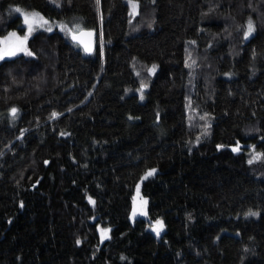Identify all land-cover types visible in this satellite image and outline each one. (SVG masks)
Here are the masks:
<instances>
[{"label":"trees","instance_id":"trees-1","mask_svg":"<svg viewBox=\"0 0 264 264\" xmlns=\"http://www.w3.org/2000/svg\"><path fill=\"white\" fill-rule=\"evenodd\" d=\"M138 3L0 0V264H264V0Z\"/></svg>","mask_w":264,"mask_h":264},{"label":"snow or ice","instance_id":"snow-or-ice-1","mask_svg":"<svg viewBox=\"0 0 264 264\" xmlns=\"http://www.w3.org/2000/svg\"><path fill=\"white\" fill-rule=\"evenodd\" d=\"M53 2L55 3V0H53ZM97 3H99V0H97ZM128 3L131 7V13L130 15L135 16L138 14V9H139V3L138 0H128ZM14 11L16 13H20L23 16V21L24 23L28 26L27 27V31L29 34H31V32L33 31V26L34 24H48L47 20H44L43 17H40L38 13H26L24 12L21 8L17 7L14 9ZM66 27V26H62ZM52 29L49 27L47 29V31H51ZM69 32H71V29H68ZM255 31V27L252 23L251 20L248 21V26H247V31L245 34V39H247L253 32ZM87 35L91 36L92 33H87ZM27 36L21 38L19 37L15 32L11 33L7 38H5L4 40H0V59H4L6 56L7 57H11V56H15L18 52L20 51H24L26 52L27 55H31L32 53L27 52L26 48L24 47V45L26 44L27 41ZM74 40H77L78 37L76 35H73L72 37ZM80 43H82V41H78ZM85 50L86 51H90L91 49L85 45ZM156 70V66H153L151 69H149L148 71L150 73H155ZM141 99H143V94L141 93ZM56 113H53V118L56 117ZM11 116L13 117V119L16 118L17 116V109L13 108L11 110ZM131 118V117H130ZM221 147V146H218ZM233 152H239L240 148L239 146L234 147L232 149ZM262 158H264V153H255L253 155V159L249 161V163H253L254 161H258L261 160ZM155 174V170H151L148 173H146L144 179H147L149 176H152ZM137 194L139 195V189H137ZM90 203H92L93 205L95 204V201H92L90 199ZM147 204V201H142L141 204L139 205L138 208H134L133 210V218L137 215V213L139 212L140 215H146L143 206ZM23 205H21L22 207ZM248 215L250 216H255L258 215V213L255 212H249ZM164 225L162 221H157L155 226L153 227V231L156 233L157 236L160 235V232L163 230ZM110 229H104L101 230V235L102 238H110L107 233L110 232Z\"/></svg>","mask_w":264,"mask_h":264},{"label":"rangeland","instance_id":"rangeland-1","mask_svg":"<svg viewBox=\"0 0 264 264\" xmlns=\"http://www.w3.org/2000/svg\"><path fill=\"white\" fill-rule=\"evenodd\" d=\"M15 8H17V6H16V7H11V8H9L8 15H9V16H16V15H18V16H21L22 19H23V16H22L20 13H16V12L14 11ZM19 8H21V7H19ZM21 9H22L24 12H26V13H38L40 17H43L44 20H47V21H48V24H39V23L34 24V26H33V31L31 32V34L28 33V31H27V27H28V26L24 23V21H23V25H24V27L26 28V30H25L24 33H19V32H17V31H13V32H15V33H16L19 37H21V38H23V37H25V36L28 37V38H27V41H26V44L24 45V47L26 48L27 52H28V46H27L28 40H29V38L33 35V33H34L35 31H37V30H46V31H47V29L50 27V28L52 29L51 31L59 30V31H61V32H63V33H69V34L71 33V32L68 31V29H70V28H69V25H68L67 23H65V22L50 20L49 18L45 17L43 14H41V13L38 12V11L26 10V9H24V8H21ZM62 26H66V27H63V28H62ZM80 30H81V27H74V29H73L72 31L78 32V31H80ZM13 32H11V33H13ZM11 33H10V34H11ZM10 34H9V35H10ZM9 35H7L5 38H7ZM5 38H4V39H5ZM4 39H3V40H4ZM25 53H26V52H24V51H20V52H18L15 56L20 55V54H25ZM15 56H11V57H7V56H6L4 59H0V61L5 60V59H8V58L15 57ZM141 93L143 94V92H138L139 99H140L141 101H144L146 97H145V95L143 94V99H141ZM135 201H136V203H137V206L139 207V205L141 204V202H142V201H147V199L144 198L143 195L141 194V192L139 191V195L136 194ZM143 208H144V211H145V213H146V211H147V204L144 205ZM138 214H139V212L137 213V215H136L134 218H133V214H132V221H134V220L138 217Z\"/></svg>","mask_w":264,"mask_h":264},{"label":"water","instance_id":"water-1","mask_svg":"<svg viewBox=\"0 0 264 264\" xmlns=\"http://www.w3.org/2000/svg\"><path fill=\"white\" fill-rule=\"evenodd\" d=\"M87 33H92L91 36L87 35ZM73 35H76L78 37L77 40H74L72 37ZM71 41L75 44H78L81 46V48L84 50V52L87 55H92L95 52V46H96V32L94 30H82L79 32H72L70 34ZM82 41V43L78 42ZM85 45H87L91 50L86 51Z\"/></svg>","mask_w":264,"mask_h":264}]
</instances>
